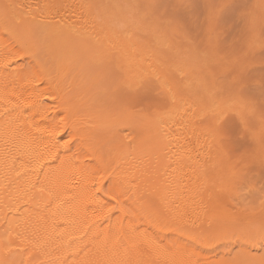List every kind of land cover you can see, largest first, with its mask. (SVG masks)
Wrapping results in <instances>:
<instances>
[{"label": "rangeland", "instance_id": "1", "mask_svg": "<svg viewBox=\"0 0 264 264\" xmlns=\"http://www.w3.org/2000/svg\"><path fill=\"white\" fill-rule=\"evenodd\" d=\"M68 30H72L71 34H63ZM130 54L144 67L141 77H131L126 66L118 65ZM15 69L20 72L14 74L16 78L12 73ZM2 70L12 73V77L6 81L0 75V112L6 114L3 107L12 106L17 108V115L22 113L25 117L20 115L19 121L14 120L16 113L7 112L15 113L13 125L11 115L6 114L10 120L0 115L5 122H11L10 126L5 123L7 127L0 122V135L13 130L43 137L52 131L61 148L68 145L67 149L73 150L79 140L72 139L64 125L77 113L82 120L87 116L92 121L85 122V126L92 128L91 140L100 147L102 156L120 142L147 140L146 147L157 150L153 155L151 148L149 155H144L145 160L142 158L145 169L141 174L146 173V181L148 176L153 177L149 183L144 182V189L151 181L155 185L149 190L156 194L155 188H161L170 195L171 202L164 193L160 194L162 191L157 192L159 196L144 194L148 196L144 199L147 205L155 211L147 212L155 218L148 220L146 214L150 213H145L144 218L139 212L129 211L137 227L142 228L139 231H150L143 235L155 242L159 240L160 248L163 245L169 253L171 248L172 252L181 251L179 255H188L191 258H184L197 264H264V244L259 240L264 235V0H0ZM57 94L65 99L64 107L68 105L72 110L67 108L66 112L62 106L55 110L59 108ZM36 102L48 111L47 117L32 114ZM226 106L242 108L250 120L251 133L239 138L222 136L216 118ZM94 119L103 120L104 125L106 122V129L98 128L100 123ZM157 135L162 140L168 136L165 141L171 144L166 143L167 150L163 142H155ZM41 152L38 157L42 162L47 163L49 157L52 160L50 152ZM172 152L185 157L172 159ZM89 160L84 158L92 164ZM103 170L94 171L92 188L105 185L104 192H95L98 197L103 194V205L113 208L106 212L121 220L117 204L104 196L110 189L108 175L112 171L104 170L105 175ZM161 185L168 186L169 193ZM145 246L141 245L147 251ZM7 247L0 250L2 257ZM13 247L12 256H5L0 264L22 261H14L19 256ZM158 258L149 257L150 263L170 264L163 257Z\"/></svg>", "mask_w": 264, "mask_h": 264}, {"label": "bare ground", "instance_id": "2", "mask_svg": "<svg viewBox=\"0 0 264 264\" xmlns=\"http://www.w3.org/2000/svg\"><path fill=\"white\" fill-rule=\"evenodd\" d=\"M124 10H125V8H124ZM97 19H98V17H97ZM73 28H76V26ZM68 29H69V27H68ZM64 30H67V28L66 29L64 28ZM71 31L72 30H68L69 33L66 31L67 33L63 32V34L65 33L67 36V34L68 35L71 34ZM74 32H77V31H74ZM74 32H73V34H76ZM54 33H55V31H54ZM17 37H19V36H17ZM103 37H104V35H103ZM29 42H31V41H29ZM114 43H116V42H114ZM118 43H119V41H118ZM64 44H65V42H64ZM118 45H121V44H118ZM136 48L138 50L137 46H136ZM75 54H77V53H75ZM129 58H132L135 60L129 61ZM136 58L137 57L130 54L125 62L118 63V65H121L123 67L126 66L129 69L128 73L132 74L131 77L132 76L133 77H138V76L141 77L142 72H144V67L142 65H140L141 62L138 61ZM128 62L130 63V65L128 64ZM155 63H156V61H155ZM38 65H39V63H38ZM189 68H191V66ZM17 71L19 72V70L12 72L13 75ZM18 72H17V74H15L16 76L19 75ZM5 73H6L5 70L0 71L1 78L2 79L5 78L7 81V79L9 80V78L12 77V73H9V74L6 73V75H5ZM15 75H14V77H15ZM59 76L62 77L63 72H60ZM60 77L58 80L59 83L57 85H59L62 82L61 81L62 78H60ZM14 79L11 78V80H14ZM8 82H10V81H8ZM135 84H137V83H134V85ZM7 85H9V84H7ZM7 89H8V87H7ZM59 95L61 96V94H57L58 98H60V99H58L59 100L58 101L59 108H56L57 107L56 106L55 107L56 109L55 108H53V109L58 111V109H61V106H62L64 108V111H66L68 108L67 107L68 105L66 107H64L65 103H63V100L65 101V99H63V97L62 98L59 97ZM185 102H186V100H185ZM40 103L41 102L35 103V107H33L34 109L32 108L33 109L32 114L35 115V113L36 114L39 113L41 115H46L48 113V111H46L44 108H42ZM15 104L16 103H14V106L16 107L17 105H15ZM21 104H23V103H21ZM66 104H67V101H66ZM9 105H12V104H9ZM195 105H196V103H195ZM4 107H3V110L4 111L7 110V112H12V110H13L16 113L18 111L17 108H13L12 106L8 107L9 109L8 108L4 109ZM68 109L70 110L71 108L69 107ZM7 112L5 111L6 114H8ZM80 112H82V111H80ZM15 113H14V115H12L13 113L8 114V115L9 116L11 115V118H12V116L13 117L15 116ZM69 113H70V111H69ZM6 114L1 113L0 115H2L1 117L4 119L8 116ZM74 114L75 113H73V115ZM76 114H75L76 119L72 115L73 117L71 118V120H69L70 123L68 122L67 124L64 125V129L68 127V131H70L71 138L74 140L77 139V141L79 140L78 143L80 142L79 144L77 143L74 146V148L72 147L73 150L70 149L71 147H69V150H68L67 149L68 145L65 147L63 146V148H61L62 146L59 145L60 144L59 140H58L59 138L56 136H53V135H55V133L53 132L54 133L53 134L52 131L51 132L49 131L50 133L48 132V134H46L43 137L40 135L32 136V135L27 134L29 132H26V133L19 132L20 133L19 134L17 131L16 133H14L13 130H12V133H10V134L8 133L9 135L6 133L7 130L5 131L6 134L0 135V250H2V249L5 250L4 246H6V247L8 246L6 248L7 252L6 253L3 252L2 255H4V253H5V256H8V259H9L12 256L11 255L12 252L14 253V250L11 247L15 246V248H17L16 250H18L19 259L16 258V260H14V259L13 260L15 262L22 260V261H24V263L26 262L27 264H146V262L144 260H147V262L150 263L151 260L149 259V257H151V256H153V257L157 256V258L163 257L164 259H166L167 262H170V264H179L177 262H180V264H197V263H195V261H192V259H191V261H188V258L185 259L184 258L185 255L184 256L182 254L179 255V252L181 253V251H179V250H178L179 251L178 253H176L177 250L175 252H172L171 251L172 248L170 249V247H172V246H170V245H169L170 246L169 249H170L171 253H169V250H168V252L166 250H163L162 244H161L162 245V247H161L162 249H161L160 246L157 244V242L159 240L155 242V241H153L155 239L151 240L152 238L150 239L149 235H148V237L144 236V235H147L150 231L147 232V234L145 233L144 230L139 231L142 228L139 229L137 222H135L134 218H132V216H134V215H132L133 211L139 212L141 214V215L139 214V216L144 215L142 217H144V218L148 217V220L151 219V217H152L151 213L155 212L153 210V208L152 209L150 208L149 204L147 205V203H146L147 201L144 200L146 197L151 195L152 192L149 189L151 186H153L155 184L151 185L152 183L150 181V184L147 187L149 192L147 193L146 192L147 188L144 189L146 187V185L144 183L146 181V179H145V176H143L144 173L141 174L142 168L145 167V166L142 167V165H143L142 164V162H143L142 158H144V155H146V154L149 155L150 150L152 148V147H146L147 146L146 145L147 140L146 141L139 140V141H137V143H136V141H134V142H132V144L128 143L127 141L122 142V143L120 142L117 145H114L113 147H111L108 151H106V153H107L106 156H102L101 151H100V147L99 148L96 147V143L93 140H91L92 134L94 135V133L92 132V128H89L87 125H86L87 126V128H86V126H85V122H86V124H87V122H88V124H90V123H92V121L87 120L86 119L87 116L84 117L85 119L83 118V120H82L81 116L80 117L78 116L80 118V120H78L77 119L78 117L76 116ZM20 115H22L21 118L25 117V115L23 116L22 113L18 114V115L16 113L14 120L15 119L18 120ZM94 115H95V113H94ZM9 116L7 117V120H10ZM31 116H30V118H31ZM139 116L142 117V115H139ZM46 117H47V115H46ZM141 117H139V118H141ZM2 118H1V120H2ZM1 120H0V122H2L4 124L7 122L6 124H8L9 126L11 125V122H9V121L6 120V122H5V120H2V121ZM135 120H136V118H135ZM216 120H217V118H216ZM104 121H105V119H104ZM133 121H134V119H133ZM80 122H83L84 125H83V123H80ZM94 122L98 123V124L100 123L98 128L106 129L105 128L106 122H105V125L103 123L101 124V122H103V120L101 122H98V121H95V119H94ZM12 123H13V118H12ZM33 123H35V122H33ZM137 123H138V121H137ZM140 123H138V124H140ZM4 124H3V126L6 125V124L5 125ZM14 124L15 123H13V125ZM109 124H111V123H109ZM82 126L83 127L85 126V127L83 128ZM6 127H7V125H6ZM22 127H23V124H22ZM145 136H146V134H145ZM160 136L161 135H159V137H158V135H157V137L154 138L155 142H160V141L163 142L164 143V150H165L166 149L165 146H169L167 144H171V143L168 141H165L166 137L164 138V140H162V136L161 137ZM9 139H11V140H9ZM166 139H168V136ZM173 141H172V144H174ZM201 145H202V143H201ZM62 149H64V150L62 151ZM167 149H168V147H167ZM176 149H178V147ZM44 150H46V152L48 151V153L50 152V154H52V160L49 157L50 161L48 158L47 163H46V161L45 162L43 161L44 162L43 163L42 159L40 160V158L38 157L39 154H41V156H42L41 151H44ZM65 150H67V151H65ZM156 150L157 149L153 150V148H152L151 154H153L152 152L156 151ZM103 151L104 150H102V152ZM171 151L172 150L170 149L169 153ZM178 153L179 152H175V155H174V152H172V154H173V155H171L173 157L172 159H178V158H180V156H182L184 159L185 156H183L182 154L179 156ZM154 154H155V152H154ZM147 155H146V157H147ZM85 157L90 158L89 161H92V164H90V163L87 164L84 161ZM174 157H176V158H174ZM82 158H83V160H82ZM104 158H105V160H104ZM170 159H171V157H170ZM186 159H190V158L187 156ZM203 159H205V158H203ZM44 160H45V158H44ZM144 160H145V158H144ZM180 162H181V160L177 162V163H179L178 165H180ZM183 164H187V163H183ZM96 168H100L102 170L103 169L104 170L109 169L110 171H112L108 175V181H110V184H109L110 189L108 192H106V194L104 193V196L107 195L108 197H110V199L112 198L114 200L115 204H117L116 208L118 209L119 213L121 214V220L119 218H114L111 214H109L110 212L109 213L106 212V211H113V208L108 209V207H106V206H108V204L107 205L105 204L106 206L103 205V203H104V201L102 203V199H103L102 195L103 194L101 196L99 195L100 198L97 195V194H100L101 191H103V189H104L103 186H105V185L99 184L97 189L95 188L96 190H99L100 192L96 191L95 189L92 188V185H93L92 180H93L94 171L96 170ZM143 169H145V168H143ZM184 169H186V168H184ZM104 170H103V172H105L104 174L106 175V171H104ZM109 170H107V171H109ZM149 178L150 177L148 176L147 177L148 181L150 179L153 180V177L150 179ZM184 180H186V179H184ZM148 181H146V183ZM153 183H155V181ZM177 183L178 182H176V184ZM178 184L180 185V183H178ZM181 184L183 185V183H181ZM182 185H180V186H182ZM157 186H159V185H157ZM164 186H167V185H164ZM175 186L176 185L174 184V187ZM114 187H117L118 190H117V188L114 190ZM167 187L164 188L162 186L164 191H167L169 193L168 189L166 190ZM154 188H155V186H154ZM169 188H171V186ZM180 189H182V187ZM143 190L145 191V193ZM155 190L156 191H154V192H156V194H154V193H152V194L159 196V194H157V192L162 191L161 188L156 187ZM95 191L97 192V194ZM179 191H181V190H179ZM161 193H164V192L162 191V192H160V194ZM144 194L148 195V196H145ZM164 194L167 196V193H164ZM162 196H161V198H162ZM101 197H102V199H101ZM169 197H170V195L167 196L168 199H169ZM150 198H152V197H150ZM161 198H159V199H161ZM164 198L166 199V197H164ZM165 199L162 198V201L167 202V201H165ZM170 199H171V197H170ZM169 200H168V202H169ZM163 202H162V205L164 207ZM170 202H171V200H170ZM158 204H159V202H158ZM169 205H171V204H169ZM129 206H130V209H129ZM165 206L167 207L166 203H165ZM131 207H133V209H131ZM170 209H171V207H170ZM166 210H169V208ZM129 211H132V212H129ZM147 211H151V213L147 212ZM161 212H163V211H161ZM145 213H150V215H149L150 218H149L148 214H146L147 217H145ZM164 214H165V212H164ZM157 215H158V213H157ZM16 216L17 217L20 216V217H18L19 219ZM158 217H160V216H158ZM152 218H155V216ZM152 220L153 221H151V222L153 224L154 219H152ZM158 220H159V218H158ZM161 222H162V220H161ZM162 223H164V222H162ZM145 224H146V221H145ZM152 224H151V227H152ZM145 226L147 227V225H145ZM140 227H142V226L140 225ZM159 228L160 227H158V229ZM156 229H157V227H156ZM142 232H144V233H142ZM159 232H160V229H159ZM163 233H164V231H163ZM159 236L162 237L161 234ZM155 237H157V235ZM13 238H14V241H12ZM162 238H164V237H162ZM188 241H190L189 238H188ZM191 241H192V239H191ZM143 244H144V246L145 245L147 246L148 252L144 251L146 249H144V250L142 249L141 245H143ZM141 249L144 251V254H143V251ZM148 249L151 252H149ZM1 252H0V254H1ZM176 254H178V255H176ZM5 256L2 257L0 255V263H1V260L7 258V257L5 258ZM187 256H185V257H187ZM1 257H2V259H1ZM188 257H190V256H188ZM190 258H189V260H190ZM158 259H156V260H158ZM22 261H19V264H21ZM242 261H244V260H242ZM246 261H247V258H246ZM3 263L7 264L8 261H6V263L3 261L2 264ZM10 263L16 264L13 261H10L9 264ZM164 263H166V262H164ZM253 263L255 264V262H253ZM150 264H152V263H150ZM155 264H157V263L155 262Z\"/></svg>", "mask_w": 264, "mask_h": 264}, {"label": "snow or ice", "instance_id": "3", "mask_svg": "<svg viewBox=\"0 0 264 264\" xmlns=\"http://www.w3.org/2000/svg\"><path fill=\"white\" fill-rule=\"evenodd\" d=\"M262 88H264V83H262ZM217 120L220 124V132L225 139L239 138L252 131L250 120L242 108L226 106L218 113ZM261 122L264 127V110L261 112ZM259 240L264 244V235H261Z\"/></svg>", "mask_w": 264, "mask_h": 264}]
</instances>
